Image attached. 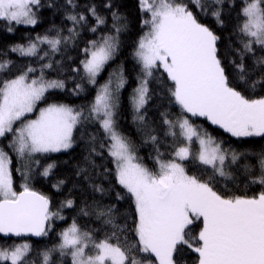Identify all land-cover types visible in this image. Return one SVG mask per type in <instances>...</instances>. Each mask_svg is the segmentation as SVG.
<instances>
[{"label": "snow or ice", "instance_id": "obj_1", "mask_svg": "<svg viewBox=\"0 0 264 264\" xmlns=\"http://www.w3.org/2000/svg\"><path fill=\"white\" fill-rule=\"evenodd\" d=\"M66 2L76 7L74 0ZM190 4L191 7L182 0H139L141 11L148 14L142 21L148 31L139 40L135 52L144 75L134 90L137 113L149 99L148 78L162 70L172 82L169 89L172 98L184 113L205 118L233 137H264V96L251 98L240 90L238 83L247 82L249 76L244 57L254 55L256 46L264 51V0H245L241 9L243 19L238 31L242 35V47L239 62L232 61L238 69L232 79L218 55L219 36L197 14H209L211 9L210 15L222 25L223 0H190ZM40 6L41 0H0V20L10 25L35 26L39 22L36 10ZM106 7L113 5L109 3ZM87 11L97 25L106 23L95 6ZM112 17L114 22L123 24L118 12H112ZM67 18L73 23L68 36L62 37L57 30L54 37L37 36L26 46L17 45L11 51L22 56H38L41 44H47L52 52L59 51L62 43L78 34L77 26L88 21L83 13ZM114 30L119 34L121 29L114 23ZM8 31L14 29L9 27ZM116 48V37L107 36L99 43L92 41L91 47L84 49L88 58L83 61V68L91 83H96L97 75ZM47 55L45 52L44 56ZM257 63L264 66V56ZM10 65L11 61L0 59V73L7 72ZM52 66L43 65L38 78L29 76L36 69L28 67L14 78L0 80V138L11 134L10 147L18 157L29 161L30 168L39 165V160L32 159L36 154L72 148L78 125L88 120L98 121L111 141L109 152L115 161L118 183L134 204L132 231L136 237L133 243H127L126 237L118 235L126 229L114 223L115 206L110 205L96 215L112 225L111 235L97 240L74 221L61 233L58 246L61 255H70L72 264H187L186 253L195 254V264H264V190L253 196L228 195L216 189L213 177L190 175L182 163L193 156L194 137L200 145L195 158L221 177L229 175L226 167L242 157L248 159L246 153L224 150L210 134L198 131L184 116L175 123L171 120L165 123L170 128L178 126L187 143L175 150L174 159H158V171H153L138 162L128 141L116 131L117 104L110 84L100 88L85 115L82 109L69 104L47 102L46 94L50 90L65 88L62 80L44 78L43 68ZM124 83L121 77L116 87L121 88ZM256 83L264 86V79L253 82L251 87L255 88ZM78 89L82 90L79 84L73 91ZM41 102L46 106L38 108ZM32 113H36L35 118H29ZM139 119L143 120V115ZM150 139L155 142L157 138L150 135ZM54 167V162L47 164L41 174L47 177ZM245 169L253 176L254 183L264 187V151L259 154L257 164H246ZM96 190L103 191L99 186ZM117 197L123 199L119 194ZM73 203L69 199L62 207L71 208ZM54 217L63 218L51 210L47 196L34 191L28 183L22 185L21 191L16 190L12 158L0 148V234L45 236L46 226ZM30 249L27 243L11 249L0 248V264L9 261L23 264ZM56 250L44 254V264H54L51 252Z\"/></svg>", "mask_w": 264, "mask_h": 264}, {"label": "trees", "instance_id": "obj_2", "mask_svg": "<svg viewBox=\"0 0 264 264\" xmlns=\"http://www.w3.org/2000/svg\"><path fill=\"white\" fill-rule=\"evenodd\" d=\"M182 2L189 3L191 7L189 0ZM74 3L75 8L68 5L66 0H41V6L36 10L39 22L35 26L10 25L5 21H0V59L11 61L9 70L0 73V80L14 78L28 67L36 69V72L29 73V76L38 78L43 65L51 63L52 68H43L44 78L62 80L65 82V88L47 93V102L66 103L82 109L87 115L98 94L99 87L107 83H118V79L123 77L125 81L123 87L115 88L113 94L117 104L115 108L116 126L130 144L138 162L153 171H158V159L160 161L171 160L175 150L184 146L187 141L178 126L170 128L165 123L166 120L175 123L182 119L185 113L172 98L169 91L172 82L167 80L162 70L149 78V99L140 114L144 119L140 120L133 111L134 90L144 76L135 52L139 40L147 30V27L142 25V21L148 18V14L141 11L139 0H74ZM109 3L113 5L112 8L106 7ZM244 3L245 0H223L220 6L222 25L210 15L211 9L209 14H205L197 13V9L193 8L194 13L198 14V19L219 36L218 55L230 79L238 73L232 61L239 62L242 35L238 31V25L243 19L241 9ZM91 6H95L98 14L105 18V24H96L95 19L87 11ZM112 12H118L124 21L123 24L119 21L114 22ZM76 13H83L88 17V21L77 26L78 34L66 44L62 43L59 51L52 52L48 45L39 49L38 56H22L18 52L11 51L17 45H27L29 41H34L37 36L54 37L57 30H60L62 37L68 36L73 23L67 17ZM114 23L115 27L121 29L119 34L114 30ZM9 27H12L14 31L9 32ZM93 27L96 31L91 30ZM107 36L116 37L117 50L111 61L104 67L97 83L93 84L83 68V61L88 58L84 49L90 48L92 41L99 43ZM45 52H48L47 56H44ZM262 56H264V51L256 46L254 55L248 54L244 57L249 76L247 82L238 81V83L240 90L251 98L264 96V86L260 83H256L255 88L251 87L253 82L264 79V66L257 63ZM78 84L82 90L78 89L74 92L73 89H76ZM44 106H46L45 103L41 102L38 108ZM187 115L198 131L210 134L224 150L248 155V159L242 157L241 161L226 167L225 171L229 175L221 177L214 174L210 167L198 162L195 158L196 146L193 145V156L184 161L185 169L190 175L203 179L213 177L216 189L228 195L253 196L264 190V187L253 182V176L245 169L246 164H257L259 154L264 151V137H233L230 133L212 125L205 118ZM35 116L36 114L31 118ZM172 132H175V135H172ZM150 135L157 138L155 142L150 139ZM3 140L5 139L2 138L0 143ZM110 144L111 141L100 123L96 120H88L78 125L74 133V145L70 150L33 158L34 160L39 159L38 167L31 166L27 171L21 167L20 170L15 171L16 154L13 153L12 168L16 190L21 191L22 185L28 183L34 191L47 196L51 210L58 212L59 217L63 218L54 217L50 222L52 229L40 240H7L0 236V248H11L15 242L23 240L32 241L33 249L23 264H41V252L53 250L60 242L59 235L74 221L83 231L91 232L97 240L111 235L112 225L105 223L103 218L96 215L97 211L110 205L115 206L112 217L114 223L126 229L118 235H122V238L126 237L127 243H133L136 239L132 231L134 204L123 186L118 183L115 161L109 152ZM93 148L95 152L92 151ZM53 162L55 167L50 175L43 176L41 173L44 167ZM256 171L258 175V165ZM61 181H63L62 184ZM97 186L103 191H97ZM117 194L123 199H118ZM69 199L74 202L73 206L71 208L62 207ZM85 212L88 214L85 215ZM195 259V254L186 253L187 264H195ZM52 261L54 264H72L69 258L60 255H55Z\"/></svg>", "mask_w": 264, "mask_h": 264}, {"label": "rangeland", "instance_id": "obj_3", "mask_svg": "<svg viewBox=\"0 0 264 264\" xmlns=\"http://www.w3.org/2000/svg\"><path fill=\"white\" fill-rule=\"evenodd\" d=\"M183 1V0H182ZM190 1V0H189ZM0 21H3V20H0ZM26 26H29V25H26ZM148 31V29L146 30V32ZM145 32V33H146ZM117 42V41H116ZM44 45H47V44H41V45H39L38 47H39V49L42 47V46H44ZM26 46V45H25ZM117 50V49H116ZM116 52V51H115ZM115 52H114V54H115ZM114 54H113V56H114ZM113 58V57H112ZM111 58V59H112ZM111 59L109 60V61H111ZM138 60V59H137ZM108 61V62H109ZM108 62L104 65V67L108 64ZM104 67H103V69H104ZM103 69L101 70V72L97 75V77H96V83H97V79H98V77L101 75V73H102V71H103ZM87 74V73H86ZM88 76V75H87ZM143 78H144V76H143ZM142 78V79H143ZM89 79V78H88ZM141 79V80H142ZM119 80L120 79H118V82H119ZM141 82V81H140ZM148 83H149V78H148ZM107 84H109V83H107ZM103 85H105V84H103ZM103 85H101L100 87H99V90H100V88L103 86ZM116 85H117V82H115V83H111L110 84V87H111V90H112V92H113V94L115 93V88H117L116 87ZM140 86V83H139V85H138V87ZM137 87V88H138ZM53 90H55V89H53ZM50 91H52V90H50ZM49 91V92H50ZM99 92V91H98ZM134 95H135V92H134ZM133 95V96H134ZM132 105H133V111H134V113H135V115L137 116V117H139V115L143 112V110H144V108H145V106H144V108H142L141 110H140V112L139 113H137V111H136V109H135V106H134V103H133V98H132ZM36 113H32V114H30V116H29V118H31L33 115H35ZM185 116H187L188 117V115L185 113ZM184 117V116H183ZM33 118H35V117H33ZM114 120H115V116H114ZM115 124H116V122H115ZM214 126H216V125H214ZM216 127H218V126H216ZM116 131L120 134V132H119V130H118V128H117V126H116ZM121 135V134H120ZM122 136V135H121ZM123 137V136H122ZM9 138V139H8ZM2 138H0V140H1ZM5 140H3V141H1V143H0V148H3L4 149V151H6L8 154H9V156L12 158L13 156H12V154L14 153V154H16V152L13 150V148L12 147H10V144H11V140H12V136H11V134H9L8 135V137L7 138H4ZM193 145H195L196 146V151H197V153H198V151H199V148H200V145H199V142H198V140L194 137L193 138V140H192V142H191V150H192V152H193V148H192V146ZM221 146V145H220ZM222 148V147H221ZM71 149V148H70ZM70 149H68V150H70ZM68 150H66V151H68ZM61 152H65V151H61ZM59 153V152H58ZM49 154H55V153H49ZM41 155H45V154H36L33 158H35V157H39V156H41ZM16 156H17V154H16ZM15 156V159H16V162H15V171L18 169V170H20V168L22 167L23 169H25L26 171L28 170V163H29V161L27 160V159H21L20 157H16ZM32 158V159H33ZM18 159V160H17ZM172 159H174V157L172 158ZM39 160V159H38ZM186 161V160H185ZM199 162V161H198ZM183 164H184V161L182 162ZM12 165H13V159H12ZM32 166H37L38 167V165H32ZM207 166V165H206ZM208 167H210V166H208ZM211 168V167H210ZM13 169V168H12ZM13 182H14V176H13ZM52 220V219H51ZM51 220L49 221V222H51ZM71 226V225H70ZM69 226V227H70ZM68 227V228H69ZM67 228V229H68ZM50 229H52V226H51V224L48 226V233H49V231H50ZM67 229H65V230H67ZM64 230V231H65ZM47 233V234H48ZM45 236H47V235H45ZM60 236V242L56 245V247L54 248V249H57L56 251H52L51 252V256H52V258L53 257H55V255H60V256H62V257H66V258H69L70 260H71V262H72V258H71V256L70 255H61V253L58 251V246H59V244L61 243V240H62V237H61V234L59 235ZM24 243H27V244H29L30 246H31V249H30V251L26 254V256H25V258H24V261H26L27 259H28V257H29V255L31 254V251H32V249H33V246H34V244H33V242L32 241H29V240H23V241H20V242H15L14 243V245L11 247V248H14L15 246H18V245H21V244H24ZM11 248H8V249H11ZM46 252H49L48 250H45V251H42L41 252V264H44V254L46 253ZM23 261V262H24ZM3 263H10V261L9 262H3Z\"/></svg>", "mask_w": 264, "mask_h": 264}, {"label": "water", "instance_id": "obj_4", "mask_svg": "<svg viewBox=\"0 0 264 264\" xmlns=\"http://www.w3.org/2000/svg\"><path fill=\"white\" fill-rule=\"evenodd\" d=\"M48 225H49V222H48ZM48 225L46 227H48ZM0 236H2L5 239H30V240H39L43 237V236L37 237L34 235H23V236L7 235L6 236L4 234H0Z\"/></svg>", "mask_w": 264, "mask_h": 264}]
</instances>
